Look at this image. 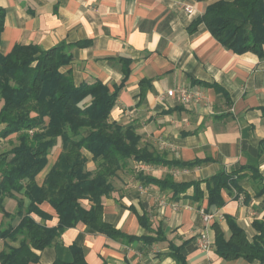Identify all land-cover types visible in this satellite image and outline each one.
Wrapping results in <instances>:
<instances>
[{
  "label": "crops",
  "instance_id": "0c3cea01",
  "mask_svg": "<svg viewBox=\"0 0 264 264\" xmlns=\"http://www.w3.org/2000/svg\"><path fill=\"white\" fill-rule=\"evenodd\" d=\"M215 1L0 0L6 12L0 47L4 55L16 44H38L44 50L70 45L68 68L78 86L97 81L122 86L111 121L133 127L142 145L167 161L200 163L151 165L140 171L139 163L128 162L113 180L115 191L103 199V219L137 240L110 238L79 224L66 229L51 247L36 251L39 261L32 264L71 262L72 245L83 248L89 264H264L224 260L217 252L214 225L229 239L227 218L244 230L249 242L264 231V57L234 53L206 24L197 23ZM182 91L189 99H183ZM61 151L59 141L36 178L39 185ZM85 155L88 170H95L93 155ZM220 172L235 173L238 186L222 192L223 206L210 207L202 182ZM140 174L201 182L200 198L194 186L174 197L152 180H141ZM16 207L15 200H5L8 212ZM41 209L56 219L50 204ZM204 214L213 215L208 224ZM4 220L0 212V226ZM204 230L208 251L198 242ZM144 236L154 243L147 244ZM8 246L18 244L0 239V252Z\"/></svg>",
  "mask_w": 264,
  "mask_h": 264
},
{
  "label": "trees",
  "instance_id": "16d2710c",
  "mask_svg": "<svg viewBox=\"0 0 264 264\" xmlns=\"http://www.w3.org/2000/svg\"><path fill=\"white\" fill-rule=\"evenodd\" d=\"M5 18V9L0 6V47ZM197 23L206 24L211 34L234 53L253 52L264 57V0H216ZM70 47L61 43L44 50L38 44H16L6 55L0 50V144L12 143L13 136L18 142L0 151V212L5 219L0 226V239L18 244L0 252L1 264L37 263L36 251L51 247L66 229L79 224L110 238L137 240L103 219V199L115 191L113 180L118 172L130 161L185 167L200 164L167 161L143 146L133 127L111 121L122 86L111 87L101 81L78 86L68 68L73 59ZM59 141L62 151L39 185L36 178ZM86 151L93 155V171L87 168ZM140 178L172 191L174 197L192 186L197 199L202 192L201 182L177 183L172 177L160 180L144 174ZM237 178L235 173L220 172L203 181L208 205L223 206L222 192L237 188ZM6 199L17 202L14 213L5 209ZM25 199L29 200L28 205ZM44 203L54 208L56 219L41 209ZM144 216L140 218L146 226ZM16 218L20 221L13 225ZM54 219L55 223L50 224ZM227 222L229 239L214 225L220 257L264 263V231L259 239L249 242L233 219L227 218ZM143 240L153 244L155 239L144 236ZM70 249L71 262L53 264H89L83 248L72 245Z\"/></svg>",
  "mask_w": 264,
  "mask_h": 264
},
{
  "label": "built area",
  "instance_id": "2783aa9c",
  "mask_svg": "<svg viewBox=\"0 0 264 264\" xmlns=\"http://www.w3.org/2000/svg\"><path fill=\"white\" fill-rule=\"evenodd\" d=\"M186 11L190 14L193 13V9L191 6H187L186 7ZM169 96H173L175 94V92L173 90L168 92ZM183 99H189V95L187 93H185L184 91H182L181 93ZM138 169L140 171H145L148 169H151V165L146 164V163H139L138 165ZM213 219V215H208V214H204L203 215V220L205 223H209L211 220ZM199 245L203 250L208 251L211 247L210 242H209V238H208V233L206 230L202 231V233H200L199 235V239H198Z\"/></svg>",
  "mask_w": 264,
  "mask_h": 264
},
{
  "label": "rangeland",
  "instance_id": "374dc122",
  "mask_svg": "<svg viewBox=\"0 0 264 264\" xmlns=\"http://www.w3.org/2000/svg\"><path fill=\"white\" fill-rule=\"evenodd\" d=\"M12 141H13L12 143L10 141H4V142H2L0 144V151L8 150V149H10L13 146V144H17L18 142H17L16 136H13L12 137Z\"/></svg>",
  "mask_w": 264,
  "mask_h": 264
}]
</instances>
